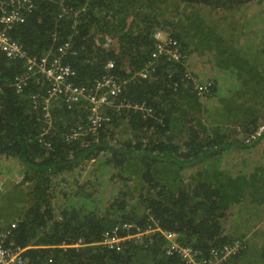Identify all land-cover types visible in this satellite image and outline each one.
I'll use <instances>...</instances> for the list:
<instances>
[{
  "label": "trees",
  "instance_id": "1",
  "mask_svg": "<svg viewBox=\"0 0 264 264\" xmlns=\"http://www.w3.org/2000/svg\"><path fill=\"white\" fill-rule=\"evenodd\" d=\"M253 3L262 2L34 0L25 23L9 32L25 52L41 58L70 43L65 62L76 72L75 84L90 87L109 75L122 92L103 107L100 128L73 137L79 125L88 129L89 104L71 110L51 100L45 111L34 95L44 96L48 81L33 77L18 90L26 60L0 52V158L22 169L12 195L0 191L5 244L25 249L30 264H183L167 254L165 232L207 256L231 244L223 221L254 196L264 166V121L254 113L264 110V59L254 63L249 45L231 39L242 33L231 18ZM200 9L226 28L207 24ZM159 31L180 60L152 58ZM188 39L207 44L205 50L188 46ZM191 64L209 69L207 79ZM249 96L254 108L237 106ZM225 115L254 138H232ZM253 142L248 162L253 154L240 153ZM7 204L20 208L17 218L6 219ZM107 239L124 241L121 250L104 245Z\"/></svg>",
  "mask_w": 264,
  "mask_h": 264
},
{
  "label": "built area",
  "instance_id": "2",
  "mask_svg": "<svg viewBox=\"0 0 264 264\" xmlns=\"http://www.w3.org/2000/svg\"><path fill=\"white\" fill-rule=\"evenodd\" d=\"M34 8V0H0V52L9 60L25 59V73L18 78V90L33 77L38 81L45 78L48 81V88L44 96L34 95L37 103L43 104L45 111H48L51 100L62 101L68 109H74L81 103H88V129L83 125H79L73 131V137H77L81 132L95 131L103 125L105 118L103 117V107L111 103V98H116L122 92V86L113 76H105L101 80L96 81L92 86H80L74 83L76 75L75 70L65 62L69 50L70 43H65L56 50H51L41 58L29 56L22 45L14 40L9 32L17 25L26 21V14ZM159 44L155 53L152 55L154 60L166 55L167 57L178 61L180 60L179 51L171 46L172 42L159 31L157 36ZM114 68V63L107 65V70ZM190 75L189 73H186ZM143 77L146 73L142 72ZM207 87V86H206ZM205 87H200L204 89ZM44 97L45 101L40 100ZM48 116V115H46ZM109 121V119H107ZM2 186H0V191ZM13 227L15 225L13 224ZM165 238L168 242L167 254H178L183 264H225L231 257L242 252L244 246L240 240H235L231 244H225L220 247L212 248L209 256L202 255L201 252L192 248V246H183L178 241V235L172 232H165ZM5 234L0 233V264H30L25 259V249L11 248L5 244ZM116 239H107L104 245H109L111 249L121 250L124 242L116 243ZM7 246V247H5ZM65 245L64 247H75Z\"/></svg>",
  "mask_w": 264,
  "mask_h": 264
},
{
  "label": "rangeland",
  "instance_id": "3",
  "mask_svg": "<svg viewBox=\"0 0 264 264\" xmlns=\"http://www.w3.org/2000/svg\"><path fill=\"white\" fill-rule=\"evenodd\" d=\"M261 2L262 3H260L259 6L257 4L253 3L249 6L247 11L239 12V18L238 19L231 18V19H235L237 21V23L240 25V26L239 25H236V26L242 29V33L238 32V33L233 34V37L231 39L235 42L234 45H236V46L245 45L246 47L249 45V48H247V50H249L248 51L249 56L254 57V63L255 62L260 63L261 60L264 59V0H261ZM257 9H260L262 12L258 13L256 11ZM200 12L203 15V17H201V19L204 18L205 22L207 24L210 25V23L212 21L216 25H220V24L225 25V28H226V24L220 20V17H216V16L212 17L210 15L209 10L200 9ZM254 15H260V17L255 19ZM260 19H262L263 21L261 22ZM238 20H242V23H239ZM174 21L177 22L178 18H175ZM255 21L258 22V26L256 25ZM254 23H255L256 28H254ZM225 30H226V34H228V35L232 34V32L228 31V29H225ZM244 31H245V34H243ZM190 33L193 34L194 30H192ZM187 43H188V46H191L192 48L198 47V48L204 49V50H205L206 45H207V44L203 43V44H199L196 46V43L193 42L191 39H188ZM223 44L226 47V44L225 43H223ZM258 48L259 49L262 48V50L258 51ZM242 50H244L243 47H242ZM205 57L208 59L212 58L209 55H206ZM205 57H200L198 54H194L192 59H197V58L198 59H205ZM191 65L193 67V70L196 73H198V75H200L202 79H207L206 76H208L210 72H206V71H208L209 69H207L205 66L200 65V64H197V65L191 64ZM207 73H208V75H206ZM201 74H204V75H201ZM236 88H237V86L234 89H236ZM241 104H246V105H249V106L254 108V97L249 96L245 99H241L237 103V106H239ZM254 113L257 117H259V120L264 121V110H259V109L255 108ZM224 117L227 118V115H225ZM239 118L240 119L244 118L243 120H245V121L248 120V118L245 114L239 115ZM226 121L230 125L229 130H228V134L231 135L232 138L244 139L243 141H246V140L249 141V140L253 139V137H251V136L245 137L243 135L245 132V129L241 126L240 122L234 121L235 125L231 126V124L233 122V118L228 117L226 119ZM226 129H227V126H224L223 130L226 131ZM230 151L235 152V149H231ZM246 153L253 154L249 157L248 162L252 161L251 159L254 157V142L251 146L244 148V151H242L240 153V155L246 154ZM226 157H228L226 160H230L233 157V153H231L229 155L227 154ZM8 166H10L11 170L15 168V171L5 172L7 170L6 167H8ZM21 171H22V169H21L19 164L17 165V163L10 162V161L6 160L5 158H0V186H2V189L4 190L2 197L6 194L12 195L13 189H14L15 185L17 184V181L20 178ZM250 196H249L248 200L242 202L241 204H239L237 206H234V208L228 213L227 218L224 219L223 228L225 229L226 233H228V234L233 233V230H236L239 233L242 232L243 228H240L239 226L242 223H246L249 221L248 224L250 225V227L244 228L245 230H247V233L254 234V238H258V237H260V235H262V236L264 235V224L260 225L258 223V224H255L254 226H251L253 221H250L251 220L250 218L244 219L241 216V214L237 212V210L247 208L249 206L250 202H254V196L253 197H250ZM18 201H20V200H18ZM13 205H14V202H13ZM13 205L7 204V207L9 209L10 213L7 215L6 219L17 218L16 210L20 211V208L15 209ZM258 208H259V206L257 207V210H258ZM251 211H254V208H252ZM263 214H264V212H258L257 213V215H259V216H262ZM9 215H10V217H9ZM1 218L5 219L4 217H1ZM228 219H230V220H228ZM229 223L233 224V229H230V228L226 229V226ZM230 236H232V242H234L235 240H240L243 242L242 244L244 246L241 254L238 255L239 257L238 256H236L237 258L231 257L232 259H234V261L231 264H264V258H263L264 240L263 239H261V240H255L254 239V242L250 243V246L247 248V239L245 237L237 236V234H235V233H234V236L232 234H230ZM258 241H262V242L258 243ZM229 260L225 264H227L229 262Z\"/></svg>",
  "mask_w": 264,
  "mask_h": 264
},
{
  "label": "crops",
  "instance_id": "4",
  "mask_svg": "<svg viewBox=\"0 0 264 264\" xmlns=\"http://www.w3.org/2000/svg\"><path fill=\"white\" fill-rule=\"evenodd\" d=\"M261 168H263V170L257 171L259 180L256 183H254V202H250L249 206L247 208L237 210V212L240 213L244 219L250 218L251 219L250 221H253L251 226H254L255 224H258V223L260 225L264 224V214L262 216L257 215L258 212H264V166ZM258 206H259V208L257 210ZM252 208H254V211H251ZM230 219H228V220H230ZM248 222L242 223L239 226L240 228H243L242 232L239 233L236 230H233V234L235 233V234H237V236L245 237L247 239V248L250 246V243L254 242V239L255 240H261V239L264 240V238H263L264 235L263 236L260 235V237L254 238V234L247 233V230H245L244 228L250 227ZM227 228L233 229V224L229 223L226 226V229ZM260 242H262V241H258V243H260ZM234 257L237 258L236 256H234ZM234 257H232V258H234ZM232 258L229 260V262L227 264H231L234 261V259H232ZM263 258H264V253H263Z\"/></svg>",
  "mask_w": 264,
  "mask_h": 264
},
{
  "label": "clouds",
  "instance_id": "5",
  "mask_svg": "<svg viewBox=\"0 0 264 264\" xmlns=\"http://www.w3.org/2000/svg\"><path fill=\"white\" fill-rule=\"evenodd\" d=\"M141 75V74H140ZM262 129V128H261ZM254 138V137H253ZM70 246H73V245H70Z\"/></svg>",
  "mask_w": 264,
  "mask_h": 264
}]
</instances>
